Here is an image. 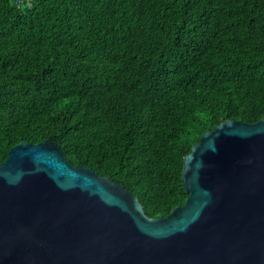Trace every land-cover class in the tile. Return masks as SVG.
I'll list each match as a JSON object with an SVG mask.
<instances>
[{
  "label": "trees",
  "instance_id": "obj_1",
  "mask_svg": "<svg viewBox=\"0 0 264 264\" xmlns=\"http://www.w3.org/2000/svg\"><path fill=\"white\" fill-rule=\"evenodd\" d=\"M263 117L264 0H0V162L49 140L167 216L201 135Z\"/></svg>",
  "mask_w": 264,
  "mask_h": 264
},
{
  "label": "water",
  "instance_id": "obj_2",
  "mask_svg": "<svg viewBox=\"0 0 264 264\" xmlns=\"http://www.w3.org/2000/svg\"><path fill=\"white\" fill-rule=\"evenodd\" d=\"M182 178L185 204L149 217L59 144H16L0 162V264H264V117L204 132Z\"/></svg>",
  "mask_w": 264,
  "mask_h": 264
},
{
  "label": "built area",
  "instance_id": "obj_3",
  "mask_svg": "<svg viewBox=\"0 0 264 264\" xmlns=\"http://www.w3.org/2000/svg\"><path fill=\"white\" fill-rule=\"evenodd\" d=\"M24 0H16L18 4L22 3Z\"/></svg>",
  "mask_w": 264,
  "mask_h": 264
}]
</instances>
